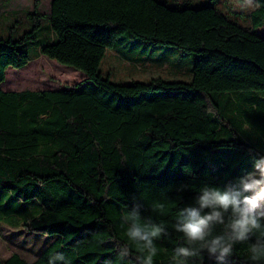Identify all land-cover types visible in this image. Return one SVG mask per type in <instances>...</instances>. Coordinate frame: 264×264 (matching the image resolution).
Listing matches in <instances>:
<instances>
[{
  "label": "trees",
  "instance_id": "trees-1",
  "mask_svg": "<svg viewBox=\"0 0 264 264\" xmlns=\"http://www.w3.org/2000/svg\"><path fill=\"white\" fill-rule=\"evenodd\" d=\"M258 2L246 24L211 4L177 9L158 0H51L48 13L36 2L17 13L31 26L0 36V199L22 200L31 216L18 226L51 241L32 262L14 252L0 264H47L56 253L68 264H135L136 252L121 258L118 242L135 249L121 215L137 206L140 223L150 218L168 231L155 242L153 264H174V249L189 246L173 229L178 211L193 205L203 186L224 188L264 156V139L245 136L251 119L264 136V0ZM41 31L47 37L31 57L28 42ZM125 37L194 52L191 80L110 81L99 66ZM40 55L84 78L56 89H2L7 67ZM19 79L15 87L29 84ZM7 211L1 202L9 219ZM223 230L216 225L213 235ZM254 240L235 244L225 264H247ZM184 264L217 262L202 251Z\"/></svg>",
  "mask_w": 264,
  "mask_h": 264
},
{
  "label": "rangeland",
  "instance_id": "rangeland-1",
  "mask_svg": "<svg viewBox=\"0 0 264 264\" xmlns=\"http://www.w3.org/2000/svg\"><path fill=\"white\" fill-rule=\"evenodd\" d=\"M167 6L181 9L185 7H199L211 4L217 10L236 17L242 24H246L248 8H241V0H158ZM38 3L41 12L48 13L51 0H0V36L8 37L10 34L17 37L22 32L29 30L31 21L20 19L17 21L19 11L32 10ZM264 35V26L258 29ZM47 37L46 32H39L35 40L28 42L27 50L31 57L37 55V44ZM128 37L117 40L115 47L108 48L99 66L103 76H108L110 81L120 84H129L134 81L148 82L152 78L160 77L169 81H190L192 68L196 59L194 52H189L168 44L156 45L151 41L136 40L132 43ZM8 69V70H7ZM9 76L3 80L2 89H56L82 81L84 73L69 66L61 65L55 60L42 55L30 60L22 67H7ZM20 76L29 79L26 86L15 87L21 80ZM255 112L253 113V115ZM257 124V125H256ZM259 123L251 119V126L246 123L245 128L251 133L246 137L254 143L257 138L264 139L259 129ZM8 208L7 214H0V260L16 252L23 259L32 262L37 258L44 245L51 241L50 236L41 233L24 232L18 225L31 215L21 204L24 202L15 199L14 203L7 205L6 198L0 199ZM17 203V204H16ZM20 203V204H19ZM35 205H30L33 210ZM27 218V219H28Z\"/></svg>",
  "mask_w": 264,
  "mask_h": 264
},
{
  "label": "clouds",
  "instance_id": "clouds-1",
  "mask_svg": "<svg viewBox=\"0 0 264 264\" xmlns=\"http://www.w3.org/2000/svg\"><path fill=\"white\" fill-rule=\"evenodd\" d=\"M261 6L258 0H241L240 3L242 9ZM157 207L163 209L164 205ZM140 221L138 206L121 215V224L127 226V240L136 247L133 249L127 242H118V255L127 258L135 251V264H153L157 255L155 242L166 237L168 231L163 224L150 218L143 223ZM216 225L224 226L222 234L213 235ZM173 229L183 234L189 244L174 249V264H184L200 256L202 251L217 264H225L233 255L234 245L250 241L253 236L255 240L250 243L247 264H264V156L253 157L252 170L224 188L203 186L194 204L178 211ZM195 242H201L202 248L191 247ZM47 264H68V261L63 253H56L48 257Z\"/></svg>",
  "mask_w": 264,
  "mask_h": 264
}]
</instances>
